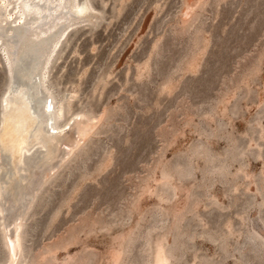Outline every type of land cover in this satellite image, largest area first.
<instances>
[{
    "label": "rangeland",
    "instance_id": "obj_1",
    "mask_svg": "<svg viewBox=\"0 0 264 264\" xmlns=\"http://www.w3.org/2000/svg\"><path fill=\"white\" fill-rule=\"evenodd\" d=\"M88 1L37 95L63 107L50 149L0 194V264L17 238L15 264H264V0Z\"/></svg>",
    "mask_w": 264,
    "mask_h": 264
},
{
    "label": "bare ground",
    "instance_id": "obj_2",
    "mask_svg": "<svg viewBox=\"0 0 264 264\" xmlns=\"http://www.w3.org/2000/svg\"><path fill=\"white\" fill-rule=\"evenodd\" d=\"M90 9L88 0H0V50L10 73L20 71L23 76L8 86L1 100L0 194L10 177L23 171L35 148L48 147V135L57 129L62 104L55 106L49 93L39 99L37 95L61 39ZM28 55L34 59L25 69L23 58ZM50 156L48 152L46 158ZM9 247V264H15L21 250L19 239L12 240Z\"/></svg>",
    "mask_w": 264,
    "mask_h": 264
},
{
    "label": "water",
    "instance_id": "obj_3",
    "mask_svg": "<svg viewBox=\"0 0 264 264\" xmlns=\"http://www.w3.org/2000/svg\"><path fill=\"white\" fill-rule=\"evenodd\" d=\"M8 75H9V83H8V85L10 83H13V84L17 83V82H19V81H21L23 79V76H22L20 71H15L13 74H10L9 71H8Z\"/></svg>",
    "mask_w": 264,
    "mask_h": 264
}]
</instances>
